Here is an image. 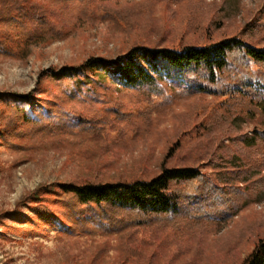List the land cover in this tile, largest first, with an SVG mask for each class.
Instances as JSON below:
<instances>
[{"label": "rangeland", "instance_id": "rangeland-1", "mask_svg": "<svg viewBox=\"0 0 264 264\" xmlns=\"http://www.w3.org/2000/svg\"><path fill=\"white\" fill-rule=\"evenodd\" d=\"M23 1L0 21V264L238 263L264 236V192L215 225H192L182 215L178 223L122 231L131 216L125 211L101 226L94 216L101 209L63 193L19 201L41 184L151 177L162 162L195 163L221 180L209 157L247 149L238 134L264 128L255 104L264 94H251L253 102L208 91L178 95L169 81L129 88L95 70L58 72L137 43L220 39L264 15V0ZM252 73L264 78V69Z\"/></svg>", "mask_w": 264, "mask_h": 264}, {"label": "trees", "instance_id": "trees-1", "mask_svg": "<svg viewBox=\"0 0 264 264\" xmlns=\"http://www.w3.org/2000/svg\"><path fill=\"white\" fill-rule=\"evenodd\" d=\"M23 2L0 0V21L7 20L5 13L20 10ZM104 8L108 16L115 17L118 13L106 4ZM256 39L264 40L263 13H258L249 27L245 25L241 31L217 40L181 45L137 43L116 56H90L80 65L64 67L58 76L67 78L78 70L89 69L102 77L115 76L124 87L140 88L169 81L180 87L178 95L208 91L216 95L227 93L230 100L241 98L253 102L251 94H264V78L252 73L254 67L264 69V45H259ZM255 104L264 111V99ZM237 141L247 149L239 146L240 154L225 149L222 157L215 154L209 157L210 163L221 172V180L213 179L195 163L162 162L160 171L151 177L41 184L24 194L19 204L56 191L72 196L77 206L101 209L94 213L95 222L101 226L117 210L128 212L131 216L118 231L151 225L154 221L172 224L182 215L184 222L192 225H215L261 199L264 192V150L259 147L264 143V128H256L252 135L241 132ZM50 213L53 218L63 216ZM236 264H264V236Z\"/></svg>", "mask_w": 264, "mask_h": 264}]
</instances>
